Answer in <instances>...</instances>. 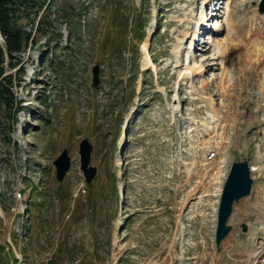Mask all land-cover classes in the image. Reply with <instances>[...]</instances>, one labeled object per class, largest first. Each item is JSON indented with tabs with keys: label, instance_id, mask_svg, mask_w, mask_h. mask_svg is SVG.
Listing matches in <instances>:
<instances>
[{
	"label": "rangeland",
	"instance_id": "1",
	"mask_svg": "<svg viewBox=\"0 0 264 264\" xmlns=\"http://www.w3.org/2000/svg\"><path fill=\"white\" fill-rule=\"evenodd\" d=\"M260 2L53 0L51 42L37 30L20 54L23 106L0 137L3 264L15 262L10 230L30 264H264V63L252 64L264 47ZM42 49L50 65L40 64ZM146 53L154 67L143 64ZM214 134L225 143L204 147ZM85 137L97 167L91 182L81 166ZM63 148L70 167L58 179ZM243 157L261 170L218 248L220 196ZM194 161L189 176L185 163ZM13 207L29 224L24 243Z\"/></svg>",
	"mask_w": 264,
	"mask_h": 264
},
{
	"label": "trees",
	"instance_id": "2",
	"mask_svg": "<svg viewBox=\"0 0 264 264\" xmlns=\"http://www.w3.org/2000/svg\"><path fill=\"white\" fill-rule=\"evenodd\" d=\"M52 4L53 0H0V137L3 139L9 135L8 130L14 128L16 115L23 106L15 89L23 76L14 68L21 63L20 54L26 53L28 46L37 40V30L49 34L47 44H50L55 23V17L49 11ZM64 16L65 19L68 17ZM38 17L39 22H36ZM27 24H31L30 30ZM50 51L45 54L43 49L40 50L42 57L46 56L40 64L50 65L53 62ZM2 132L7 133L1 135ZM8 264H11L10 261Z\"/></svg>",
	"mask_w": 264,
	"mask_h": 264
},
{
	"label": "water",
	"instance_id": "3",
	"mask_svg": "<svg viewBox=\"0 0 264 264\" xmlns=\"http://www.w3.org/2000/svg\"><path fill=\"white\" fill-rule=\"evenodd\" d=\"M259 11H264V0L260 2ZM100 68L101 66L96 63L93 66V84L98 85L100 81ZM92 150V140L85 137L80 143V154L81 156V166L84 169L87 181L91 182L97 167L93 164L89 165ZM70 155L67 148H63V151L58 157L54 158V162L57 166V177L58 179H63L65 172L70 167ZM233 165L228 173V178H226L223 193H221L220 206L218 207V221L216 226V243L221 246L222 240L226 237L228 232H230L231 224L227 221L230 218V214L235 206V201L240 200L244 195L250 194L252 192V185L254 180V175H251L250 161L247 157L240 158L239 160L233 161ZM244 228H246V222H244ZM169 264V263H165Z\"/></svg>",
	"mask_w": 264,
	"mask_h": 264
},
{
	"label": "bare ground",
	"instance_id": "4",
	"mask_svg": "<svg viewBox=\"0 0 264 264\" xmlns=\"http://www.w3.org/2000/svg\"><path fill=\"white\" fill-rule=\"evenodd\" d=\"M202 23V22H201ZM257 30H259V29H257ZM257 33V32H256ZM260 33V32H259ZM258 33V34H259ZM256 35V34H255ZM262 35V34H261ZM263 36V35H262ZM259 40V39H258ZM257 40V41H258ZM262 40H264V39H262ZM263 42V41H262ZM261 43V42H260ZM145 44V43H144ZM258 45V44H257ZM143 47L145 48V46L143 45ZM147 51V50H146ZM263 51V52H262ZM255 53H257V54H255V55H257V57L258 58H256V59H254V61L252 62V64H253V66L257 63V64H259V63H264V54H261V53H264V47H262V46H260V45H258V47H257V49L255 50ZM226 54V53H225ZM228 55V54H227ZM260 55L262 56V57H260ZM144 58V60H143V64L145 65V66H153L154 67V61H153V57H151L148 53H146V55H145V57H143ZM228 57L227 56H225L224 57V65H223V69H224V71H223V80H225V78L229 75V72H230V63L229 62H227V61H229V59H227ZM227 59V60H226ZM189 75H193V73H192V70H188V71H185V72H181L180 74H179V76L182 78L183 76H189ZM264 85V84H263ZM262 86V85H261ZM255 123L257 122L256 120H253ZM243 123H245V122H243ZM218 134H214V135H212V140L210 141V142H205V145H204V147H206V146H208V145H212V144H216L217 146H219V147H221V143H225L224 142V140L223 139H219V136H217ZM215 146V145H214ZM218 147V148H219ZM186 164V171H187V173H188V175L189 176H192L193 174H194V170H195V168H196V166H197V162L196 161H194V162H191V163H185ZM261 168L260 166H257V165H255V164H252L251 165V170H252V174L255 172V171H260L261 169H259V168ZM219 168H221V167H219ZM219 172H220V170H218V171H216V172H214V175H213V177H212V180H215V179H218V174H219ZM220 175V174H219ZM218 176V177H217ZM200 177V176H199ZM201 178V177H200ZM253 252H255L254 251V249H252V250H250V255L252 256V253ZM255 254V253H254Z\"/></svg>",
	"mask_w": 264,
	"mask_h": 264
},
{
	"label": "built area",
	"instance_id": "5",
	"mask_svg": "<svg viewBox=\"0 0 264 264\" xmlns=\"http://www.w3.org/2000/svg\"><path fill=\"white\" fill-rule=\"evenodd\" d=\"M216 152H218V150H215V149L212 150V152L209 153L210 158H212L213 156H215L216 155ZM22 226H23V224H22V217L19 216L17 218L16 222L14 223V228L16 229L18 235H20V236L23 235V227ZM8 238H9V241L12 242V238H11L10 234H9ZM17 254H18V257H19V262H21L22 264H25V262L23 261V256L21 254H19V252Z\"/></svg>",
	"mask_w": 264,
	"mask_h": 264
}]
</instances>
